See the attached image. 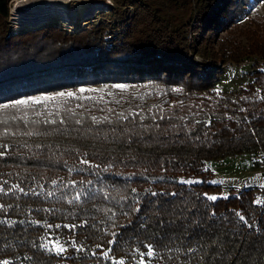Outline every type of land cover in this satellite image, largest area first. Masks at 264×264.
<instances>
[{
  "label": "trees",
  "instance_id": "obj_1",
  "mask_svg": "<svg viewBox=\"0 0 264 264\" xmlns=\"http://www.w3.org/2000/svg\"><path fill=\"white\" fill-rule=\"evenodd\" d=\"M10 1L0 0V105L90 82L140 89L124 104L0 112V261L264 264V190L209 199L219 186L205 169L239 155L264 166V23L246 54L217 44L264 0H112L111 16L131 6L133 17L17 35ZM246 59L253 79L238 97L217 91L218 62ZM147 246L152 257L140 255Z\"/></svg>",
  "mask_w": 264,
  "mask_h": 264
},
{
  "label": "rangeland",
  "instance_id": "obj_2",
  "mask_svg": "<svg viewBox=\"0 0 264 264\" xmlns=\"http://www.w3.org/2000/svg\"><path fill=\"white\" fill-rule=\"evenodd\" d=\"M66 1V0H60ZM88 0H80V2H87ZM78 2L72 1L67 3V9L69 11L82 10L83 17L79 21L69 22L67 26L62 17L51 18L44 22H37L32 25H27L26 28L18 26L12 19L11 9L14 5L13 0L9 2V19L7 21L10 34L17 35L21 32L33 31L42 29L49 26H56L59 29H64L71 34L77 33L92 23L100 21L103 17L110 21L121 22L124 21L127 16L129 19L133 17V7L127 6L120 9V12L125 13V16L121 13L114 17L111 16L109 9L115 7V3L112 0H89L85 5H78ZM110 9V10H111ZM85 11V12H84ZM77 15L81 16L79 11H76ZM104 15V16H103ZM120 17V18H119ZM62 20V21H61ZM82 27L78 28L79 25ZM264 23V2L253 3L245 12L244 19L235 22L226 31L219 30L218 32V48L219 44L225 45L228 51H232L235 54H246L250 48L252 35L260 30V26ZM17 25V26H16ZM73 25V29H71ZM225 50V48L223 47ZM253 60L246 59L242 63H235L231 61L218 62L217 67L219 73L217 75V82L215 83V89L224 93L232 98H237L240 91L247 87V84L251 82L252 69L250 66ZM241 65V66H237ZM110 83V82H109ZM122 86V87H119ZM80 89L85 91L81 92ZM139 86L134 83H112L107 82L96 83L90 82V84H84L80 86H74L72 88H63L59 91L52 92L50 94L37 93L23 99L38 98V97H56L54 100H42L38 104H61L65 101H72L73 99H79L81 103L75 105L77 108H81V105L85 103H93L91 99H101L102 101H112L113 105L120 103H126L132 100V96L139 90ZM60 92H73V97H58ZM87 99V100H84ZM32 104V103H30ZM205 169L209 171L211 179L209 182L213 185L219 186L215 191L211 192L210 197H227L231 190L241 191L246 189L264 190V166L254 167L251 157L249 155H239L235 157L226 158L221 161H210L205 165ZM181 182L188 184L200 182L198 177L179 178Z\"/></svg>",
  "mask_w": 264,
  "mask_h": 264
},
{
  "label": "bare ground",
  "instance_id": "obj_3",
  "mask_svg": "<svg viewBox=\"0 0 264 264\" xmlns=\"http://www.w3.org/2000/svg\"><path fill=\"white\" fill-rule=\"evenodd\" d=\"M78 2L79 6L81 4H86L87 2H80V0H14V5L11 9L12 20L20 27L26 28L27 25L35 26L37 22H44L55 17L64 18V23L69 26L72 21H79L83 17L82 10L69 11L66 7L69 2ZM79 11L80 15H77ZM85 12V11H84ZM62 21V20H61ZM78 28L82 27V21ZM16 25V26H17ZM71 25V29H73Z\"/></svg>",
  "mask_w": 264,
  "mask_h": 264
},
{
  "label": "snow or ice",
  "instance_id": "obj_4",
  "mask_svg": "<svg viewBox=\"0 0 264 264\" xmlns=\"http://www.w3.org/2000/svg\"><path fill=\"white\" fill-rule=\"evenodd\" d=\"M122 87V86H119ZM81 92L85 91L84 89H80ZM58 97H73L74 93L73 92H60L57 94ZM56 99V97H38V98H30V99H21V100H16L14 101L12 104H3L0 105V112L6 111L9 108H17L20 106H26L30 103L32 104H38L40 103L42 100H54ZM93 119L95 120V117H93ZM6 121H4L2 118H0V124L5 123ZM7 134V133H5ZM86 163V161H84ZM4 189L0 188V192H3ZM155 195V193H153ZM74 200H79L80 197L79 195L73 197ZM209 199H216V197H209ZM2 207V206H0ZM237 215H239V213H237ZM240 219L243 220L244 217L240 216ZM47 227H51V225H47ZM56 227H60V225H56ZM65 227H69V228H74V225H65ZM45 247H47V245H45ZM73 247H75V245H73ZM54 250L56 251L57 254H61L63 253L66 249L63 247V245L61 244V242L59 240H57L55 242V244L53 245ZM105 256H107V253H104ZM140 255L143 257L144 255H147L148 257H152L154 255V249L151 246H147V253H140ZM0 264H10V262L8 260H4V261H0ZM120 264H123V262H120ZM141 264H144V261H141Z\"/></svg>",
  "mask_w": 264,
  "mask_h": 264
},
{
  "label": "built area",
  "instance_id": "obj_5",
  "mask_svg": "<svg viewBox=\"0 0 264 264\" xmlns=\"http://www.w3.org/2000/svg\"><path fill=\"white\" fill-rule=\"evenodd\" d=\"M13 2H14V0H13Z\"/></svg>",
  "mask_w": 264,
  "mask_h": 264
}]
</instances>
